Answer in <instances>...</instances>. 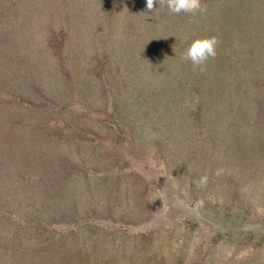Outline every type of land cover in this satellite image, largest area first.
<instances>
[{
	"label": "rangeland",
	"instance_id": "1",
	"mask_svg": "<svg viewBox=\"0 0 264 264\" xmlns=\"http://www.w3.org/2000/svg\"><path fill=\"white\" fill-rule=\"evenodd\" d=\"M69 15L60 53L69 77L47 56L37 68L43 72L33 76L38 89L31 103L38 105L35 94H42L45 108H66L42 115L59 121L58 134L10 149V168L28 170L32 188L29 202L14 200L8 211L20 216L25 204L33 205L31 211L42 213L38 219L48 222L42 232L23 231V243H52L58 264H264V153L257 149L250 159L246 149H206L203 159L202 150L185 149L184 130H175L168 112L165 82L152 79L144 58L124 59L115 31L112 40L95 32L103 8L92 3ZM158 89L160 96L154 95ZM233 107V124L244 129L239 116L245 109ZM121 125L133 129L135 149H126V140L116 149L113 139H102ZM40 148L48 157L39 158ZM238 209L249 231L231 234L229 215ZM9 248L0 244V264L11 261Z\"/></svg>",
	"mask_w": 264,
	"mask_h": 264
},
{
	"label": "trees",
	"instance_id": "2",
	"mask_svg": "<svg viewBox=\"0 0 264 264\" xmlns=\"http://www.w3.org/2000/svg\"><path fill=\"white\" fill-rule=\"evenodd\" d=\"M92 3L104 10L103 20L95 27L97 35L112 40L115 31L123 40L122 50L126 49L124 59L144 58L153 70L152 79L158 78L157 84L165 82L170 92L168 112L175 130H184L188 141L185 149L202 150L203 159H207L206 149H246L250 159L257 149L260 155L264 153V0H201L207 11L196 14L197 23H189L191 14H172L166 6L148 12L146 0H0V244L6 249L10 246L6 250L11 254L9 264H58L54 256L58 249L52 243L26 244L20 236L29 228L38 233L47 227L48 222L38 219L42 213H34L31 210L36 207L28 204L20 216L8 211L14 200L29 202L27 188H32L28 170L13 172L9 155L17 145L26 148L30 140L37 143L39 136V141L46 143L58 134L54 128L59 127V121L42 115L60 114L66 108L53 103L55 108H45L47 97L42 94H35L38 105L31 103L38 89L35 77L43 72L37 68L46 64V56L50 63L57 58L60 72L69 77L66 57L60 56L72 17L69 13L72 8L75 15V10ZM158 8L155 4L154 9ZM212 36L218 40L216 56L209 58L204 72L181 58L193 40ZM103 59L106 64V56ZM102 62L97 66L104 67ZM134 66L140 71L138 65ZM44 72L50 73L47 69ZM68 82L69 78L65 80ZM108 84L105 80L106 87ZM154 95L160 96L162 91L158 89ZM238 98L240 102L234 104ZM236 105L245 109V116H239L244 129L233 124L232 107ZM66 128L68 134H73L71 126ZM133 134L132 128L121 125L102 139H113L116 149H121V141L126 140V149H135ZM15 138L20 141L15 142ZM41 149L37 151L39 158L48 157ZM170 149H177V144ZM40 172L44 177L49 174ZM242 214L238 209L229 215L230 227L235 228L229 233L249 231ZM59 255L67 257L62 251Z\"/></svg>",
	"mask_w": 264,
	"mask_h": 264
},
{
	"label": "clouds",
	"instance_id": "3",
	"mask_svg": "<svg viewBox=\"0 0 264 264\" xmlns=\"http://www.w3.org/2000/svg\"><path fill=\"white\" fill-rule=\"evenodd\" d=\"M155 4L159 5L158 9H154ZM165 6L172 14H180L181 12L191 14L192 19L189 23H197L196 14L199 12L203 15L207 11V6H202L201 0H146V10L148 12L161 11ZM217 44L218 40L215 36L195 39L181 58L190 61L194 69L204 72L206 62L209 58H215L216 56Z\"/></svg>",
	"mask_w": 264,
	"mask_h": 264
}]
</instances>
